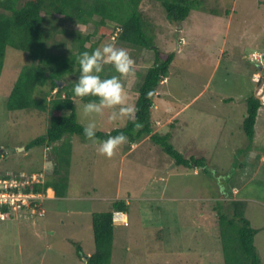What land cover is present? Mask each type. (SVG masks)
<instances>
[{"label": "rangeland", "instance_id": "1", "mask_svg": "<svg viewBox=\"0 0 264 264\" xmlns=\"http://www.w3.org/2000/svg\"><path fill=\"white\" fill-rule=\"evenodd\" d=\"M194 2L195 6L180 22H169L163 8L154 1L143 0L139 8L155 47L175 54L167 78L157 86L163 106L169 111L188 103L174 124L168 114L156 131L170 130L172 145L185 156L205 158L207 171L176 166L158 144L148 139L130 156L120 155L128 148L126 142L109 158L99 154L98 140L72 135V182L68 193L65 197H45L42 216L16 212L20 216L14 213L0 220V264H85L93 249L91 213L109 209L111 200L123 195L129 213L123 216L126 222L114 221L111 264H224L212 208L211 196L215 193L218 199L247 201L245 213L258 229L254 242L264 264V182L257 179L264 167L253 168L255 174L251 175L248 167L238 169L249 151L241 154L249 142L238 116L246 111V96L258 91L264 80H251L256 73L263 76L264 68L259 70L250 60L254 50H264V0ZM112 25L107 27L113 30ZM61 26L68 30L71 23L63 20ZM77 29L86 34L93 26L78 25ZM113 36L114 39L104 38L98 46L111 42L129 51L135 71L123 76L122 83L133 106L137 91L131 86L136 72L142 73L152 65L154 52L119 42ZM71 37L67 32L57 34V40L64 42L58 45V52L76 51ZM98 37L99 33L92 34L91 42L96 43ZM85 45H90V41ZM25 59L24 52L8 47L0 72V173L24 172L22 177L31 182L39 180V169L42 168L41 173L50 170L51 162H45L49 150L42 146L26 151L21 148L45 133L50 112L6 107L9 91ZM105 70L114 69L106 64ZM78 76L76 72L69 74L59 85L74 83ZM73 99L74 108L83 102L74 94ZM221 109L225 117L217 116ZM195 110L203 113L198 117ZM159 111L164 114L162 108ZM262 112L259 117L264 125ZM127 119L117 124L106 118L98 120L97 130L121 126ZM226 121L229 123L223 127ZM44 151L46 157H42ZM222 188L226 190L224 194L220 193ZM77 244L83 252L81 258L75 252Z\"/></svg>", "mask_w": 264, "mask_h": 264}, {"label": "trees", "instance_id": "2", "mask_svg": "<svg viewBox=\"0 0 264 264\" xmlns=\"http://www.w3.org/2000/svg\"><path fill=\"white\" fill-rule=\"evenodd\" d=\"M142 1L0 0V72L8 47L26 54L25 63L21 66L9 91L6 107L9 110L34 108L50 112L45 133L30 139L23 148L25 151L35 146H42L45 151L48 149V161L45 162H51V168L44 174L43 183L26 185L25 191H46L51 196L53 190L56 197L66 196L67 188H70L71 136L77 135L86 138L73 104L71 86L73 82L67 81L62 86L59 84L66 81L69 74L75 72L79 74V64L76 62V58L81 52L95 49L104 38L112 35H115L119 42L153 50L154 60L144 72H136V79L131 86L132 88L135 86L137 91V97L133 103L134 115L128 117L125 124L121 126L110 130H97V140L123 131L127 135L129 143L146 138L158 144L171 157L176 166L186 169L199 168L201 172L207 171L205 158L192 154L185 156L172 145L169 141L170 130L163 133L156 131L160 120L170 113L163 106V98L161 99L156 90L158 84L166 77L175 54L173 51L160 52L153 44V36L147 30L146 20L139 8ZM151 1L158 3L163 8L169 22L183 21L195 6L194 0ZM63 20L71 23L70 29L67 30L61 26ZM110 23L114 26L113 30L107 27ZM89 24L93 26V29L86 34L77 29L78 25ZM63 32L72 36L71 43L72 46L77 47L76 51L58 52V45H62L64 42L57 40V34ZM97 33H99V37L95 41L96 43L91 42L92 34ZM86 41H90V45H85ZM114 74V70H105L103 73L106 76ZM54 89H56L55 92L52 91ZM87 99L89 98H84V100ZM260 105V100L252 92L246 97V114L242 120V128L249 143L246 148L241 150L242 155L245 150L251 149L250 143L253 144V126ZM159 108L163 109L164 114L160 113ZM3 150L5 149L3 148ZM45 151L42 155L46 157ZM242 166V162H240L238 169ZM237 170L234 168L235 172ZM20 173L12 175L18 176ZM28 173L31 172L28 171ZM225 191L222 188L220 193L224 194ZM211 197L214 198L212 199L214 202L212 208L216 215L223 263L261 264L254 242L258 229L252 226L250 219L246 216L247 201L244 199H218L219 196L216 193ZM128 206L123 198L113 199L109 209L91 213L93 249L86 256L85 264H111L114 245L113 212L116 210L126 212ZM7 210L6 206H0V211ZM20 210L21 215H23L22 213L33 214L25 206ZM19 213L16 214L19 215ZM13 214L14 212L8 213L4 219L12 217ZM4 219L0 218V220ZM75 252L80 256L79 258L82 257L83 252L78 244Z\"/></svg>", "mask_w": 264, "mask_h": 264}, {"label": "clouds", "instance_id": "3", "mask_svg": "<svg viewBox=\"0 0 264 264\" xmlns=\"http://www.w3.org/2000/svg\"><path fill=\"white\" fill-rule=\"evenodd\" d=\"M113 37L112 35L111 38L114 39ZM253 52L264 53V50H254ZM76 62L79 64V76L73 83L72 92L75 97L81 98L83 101L80 105L75 104L77 118L82 122L84 137L87 140L97 142L96 133L98 120L106 118L107 122L117 124L123 121L125 117H131L134 112V107L129 104L128 94L122 83L123 76L132 74L135 71L134 61L127 49L117 47L114 43L108 42L103 43L91 51L81 52L76 58ZM253 63L257 68L258 65H260V69L258 68L259 70L264 68V64L262 63ZM106 64H110L118 75H103ZM254 76H256V74L251 77L253 81ZM257 76H259V81L262 77L264 78V74L263 76L257 74ZM166 78L167 77H164L163 80ZM259 81L255 82L259 83ZM84 98L89 99L84 100ZM257 98L263 103V97ZM127 141V135L121 131L116 135H108L107 138L99 139L97 150L99 154L111 158L116 153L117 149ZM45 149H47V147H45ZM10 174L12 175V173L9 172H5V174L0 173L2 177H6L4 175ZM21 174L25 175L24 172H21ZM40 174L39 181H34L32 183H43L45 173H41L40 171ZM28 175H31V173H28ZM34 192H42L45 194V197H48L46 191ZM20 211L21 210H17L14 211V213ZM125 214L126 213L121 210H116L113 212V220L121 223L126 222V219H123ZM125 225H127V223Z\"/></svg>", "mask_w": 264, "mask_h": 264}, {"label": "built area", "instance_id": "4", "mask_svg": "<svg viewBox=\"0 0 264 264\" xmlns=\"http://www.w3.org/2000/svg\"><path fill=\"white\" fill-rule=\"evenodd\" d=\"M250 60L264 64V53L253 52ZM254 81H259V76L253 77ZM39 177V176H38ZM40 179V178H39ZM37 180V178H36ZM39 181V180H38ZM34 181L27 182L21 175L6 176L0 175V206H6L7 211H0V218L4 219L8 213L20 210L23 206L31 210L30 215H43L45 209L42 206V200L45 194L42 192L25 191L24 187Z\"/></svg>", "mask_w": 264, "mask_h": 264}, {"label": "crops", "instance_id": "5", "mask_svg": "<svg viewBox=\"0 0 264 264\" xmlns=\"http://www.w3.org/2000/svg\"><path fill=\"white\" fill-rule=\"evenodd\" d=\"M221 52H222V50H221ZM217 61H218V58H217ZM258 92H259V90L258 91H254V92H252L255 96H257L258 95ZM156 93H158L159 95H160V92L158 91V90H156ZM247 97V96H246ZM194 99H191L190 101H193ZM245 100H246V98H245ZM161 101V100H160ZM162 101H164V100H162ZM162 103H164V102H162ZM156 105V104H155ZM188 105V103H186V104H184L182 107H180V108H178V109H176V110H169V114H170V116H169V118H170V121H172V123L173 122H175L176 120H177V117L184 111V109L186 108V106ZM156 107V106H155ZM168 108V107H167ZM262 110H264V101H263V103H261V106H260V108H259V110H258V112H257V116H256V119H255V122H254V126H253V128H254V137H253V140H252V143H253V145H255L256 147L255 148H251L249 151H248V154H244L243 155V157H242V167L241 168H243V169H245L246 167H248V174L249 175H251L252 174V169L253 168H255V169H257L258 168V165H260V166H263L264 167V125L261 123L262 122V120L260 121V117H259V115L260 114H263V112H262ZM221 112V113H220ZM203 113V112H201V111H197V110H195V114L199 117V116H201V114ZM217 116H219V117H225V114H224V111L221 109V110H219V111H217ZM245 114H246V111H245V113H243V115L241 116H238V117H240L241 118V120H240V122L239 123H242V120H243V118H244V116H245ZM229 122L228 121H226L225 123H224V125H223V127L226 125V124H228ZM174 124V123H173ZM172 124V125H173ZM238 124V123H237ZM160 126V125H159ZM228 130H229V128H228ZM146 138H144V139H141L140 141H138V142H134V143H129V141H127L128 143H127V145H128V148H126L125 150H123V152H121L120 153V155H121V157H123V156H130V154L131 153H133V150H135V149H137L139 146H141V142L143 141V140H145ZM258 145V146H257ZM261 145H263V147H261ZM125 147V146H124ZM149 149H151V148H149ZM43 156V155H42ZM260 158V159H259ZM245 160V161H244ZM261 160V162H259ZM246 161H247V165L245 164L246 163ZM257 161H258V164H257ZM264 169V168H263ZM162 173V172H161ZM237 173H238V171H237ZM247 174V175H248ZM253 174H255L254 172H253ZM261 177V178H260ZM264 172L263 173H261L260 175H257V179H259V180H261L262 179V182H264ZM159 178L161 179V180H163V177H162V174H160L159 175ZM158 178V179H159ZM248 179H250V178H248ZM248 181V180H247ZM238 182V181H237ZM246 183V182H245ZM245 183H243V185L242 186H244L245 185ZM71 185V180H70V184H69V186ZM52 190V189H51ZM68 191H69V187L67 188V192L66 193H68ZM116 197V196H115ZM114 197V198H115ZM47 198H55V196H54V194H53V190H52V195L51 196H49V194H48V197ZM118 198H124V195L123 196H121V197H118ZM138 198H141V199H145V198H147V197H141V196H139ZM158 197H155L154 199H157ZM193 199V198H192ZM113 200V199H112ZM126 201V200H125ZM127 203H128V201H126ZM129 210H127L125 213L126 214H128L129 212H128ZM128 226V225H127ZM163 227H157V229L158 230H161ZM164 229H165V227H164Z\"/></svg>", "mask_w": 264, "mask_h": 264}, {"label": "water", "instance_id": "6", "mask_svg": "<svg viewBox=\"0 0 264 264\" xmlns=\"http://www.w3.org/2000/svg\"><path fill=\"white\" fill-rule=\"evenodd\" d=\"M258 68L260 69V65H258ZM258 96L259 97H263L264 96V82H263L261 88L259 89ZM21 149H23V147Z\"/></svg>", "mask_w": 264, "mask_h": 264}]
</instances>
